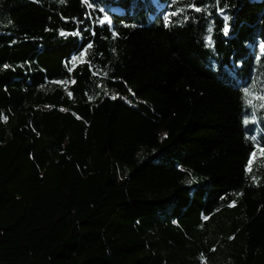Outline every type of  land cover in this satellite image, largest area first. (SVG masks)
I'll return each instance as SVG.
<instances>
[{
	"label": "trees",
	"instance_id": "1",
	"mask_svg": "<svg viewBox=\"0 0 264 264\" xmlns=\"http://www.w3.org/2000/svg\"><path fill=\"white\" fill-rule=\"evenodd\" d=\"M89 3L0 0V264H264V0Z\"/></svg>",
	"mask_w": 264,
	"mask_h": 264
},
{
	"label": "snow or ice",
	"instance_id": "2",
	"mask_svg": "<svg viewBox=\"0 0 264 264\" xmlns=\"http://www.w3.org/2000/svg\"><path fill=\"white\" fill-rule=\"evenodd\" d=\"M61 3H64L66 2V0H60ZM83 3H85L89 8H93L94 7V4L93 3H89V0H82ZM187 8H191L193 11L195 12H201V11H207V8H201L199 6H196L195 4H187L186 5ZM185 8H178L176 9L175 11H172V12H168L166 13L164 16H163V23H164V26L165 27H169L172 23V20H171V17H174V16H179V15H182L184 12H185ZM101 12H105V10L103 8L100 9ZM219 13L223 15L224 13V9L223 8H219L218 9ZM92 18V15L91 13H89V19ZM188 17L187 16H184V20H187ZM230 17L227 16V15H223V21H224V24H223V28H222V31L224 33L225 36H227L229 34V30H230V25L228 23ZM96 23H98L99 25L101 26H104L105 24H107L109 27H111L112 25V20L110 18V16L108 14H104L101 18H98L96 21ZM212 29L211 27L208 28V32L211 33ZM93 35H95L96 33L93 32L92 33ZM60 36L62 37H65L67 38L68 36H79L81 35V33L79 31H74V32H71V33H68V32H65L63 30L60 31L59 33ZM118 33L113 31L112 32V38L113 39H116L118 38ZM206 40H207V43H208V46L211 47L213 46L212 45V38H211V35H209L208 37H206ZM93 47L92 43L90 42L78 55L76 56H73L71 58V60L66 63L65 67L68 68V72L71 73L73 71V67H69V64L71 65H76L77 61H81L83 63H87L89 64V66L91 67V61L87 60L86 59V56L88 54V50L91 49ZM261 49H264V44H261L260 45ZM4 68H9L11 67L10 65H3ZM92 75L96 76L97 75V72H93ZM108 73L105 72L104 73V76L107 77ZM69 82L71 83H75L76 81L75 80H70V81H53L52 83H55V84H62V85H66L68 84ZM97 87H103L104 88V95H108V90L106 87H104L103 85L101 84H97ZM128 91L131 93L132 90L129 88ZM133 96H135V93H132ZM244 95H245V98H246V102L248 105L252 106V107H256V105L253 104V101L251 99H247L249 96H253L255 99H258L261 103L259 105V107L261 108H264V95H257V94H254L251 90L249 89H244ZM68 96L71 97L72 96V93L71 92H68ZM97 96H99V93L96 94V96H89L88 99L89 101L91 100H94L97 98ZM111 99L115 100L118 98V94L117 93H113L111 94L110 96ZM123 98V97H121ZM62 111L66 110V109H61ZM253 116H255V113H253ZM0 119H2L3 121H7V116H4L3 114H0ZM244 124H247L249 123V120L247 119V117L244 119L243 121ZM165 137H166V134H165ZM257 147L259 148V151L264 153V147H260L259 145H257ZM256 156V152L253 151L251 153V157H255ZM252 159L250 158L249 161H248V167L246 169L247 172L251 173L252 171ZM251 179L253 180V182H257V177L256 176H252ZM237 195H242V193H239ZM229 207H233L235 206V201H231L228 205ZM209 217L207 216H204V219L207 220ZM175 223V221H174ZM235 237L234 236H230L229 239H234ZM212 251H215V249H212ZM201 264H207L206 262V258L203 256V254H201Z\"/></svg>",
	"mask_w": 264,
	"mask_h": 264
}]
</instances>
